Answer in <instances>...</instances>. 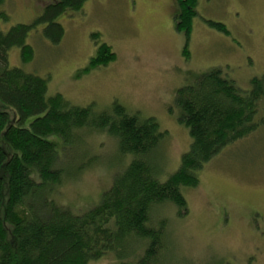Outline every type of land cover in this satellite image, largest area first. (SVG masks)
<instances>
[{"label":"rangeland","instance_id":"1","mask_svg":"<svg viewBox=\"0 0 264 264\" xmlns=\"http://www.w3.org/2000/svg\"><path fill=\"white\" fill-rule=\"evenodd\" d=\"M0 9L9 15L0 21L4 32L32 24L42 13L35 0H6ZM196 13L188 41L177 30L180 11L174 0H89L81 11L59 18L65 30L59 45L48 41L40 26L27 40L34 55L25 62L14 47L10 65L47 78L48 96L61 94L71 105L109 111L117 102L141 119H156L166 136L152 162L156 179L166 182L192 144L176 103L178 90L216 69L243 91L264 75V0H198ZM208 21L224 24L230 35ZM100 43L109 45L116 58L85 73ZM79 133L85 134L81 140L65 143L64 165L69 170L84 159L87 168L52 195L76 214L96 207L131 161L111 134ZM183 193L187 213L168 204L153 212L155 223L167 220L179 264H264V124L226 147L205 166L198 187ZM90 264L118 262L107 255Z\"/></svg>","mask_w":264,"mask_h":264},{"label":"trees","instance_id":"2","mask_svg":"<svg viewBox=\"0 0 264 264\" xmlns=\"http://www.w3.org/2000/svg\"><path fill=\"white\" fill-rule=\"evenodd\" d=\"M35 1L42 13L32 24L0 29V264H90L107 255L118 264H179L167 220L155 223L154 209L168 204L187 213L183 189L198 187L207 164L264 124V75L243 91L216 69L178 90L176 103L192 144L178 171L160 182L152 160L166 133L156 119H141L117 102L109 111L71 105L61 94L48 96L47 78L10 65L14 47L25 62L34 55L27 40L40 26L43 36L59 45L65 35L59 18L81 11L89 0ZM5 2L0 0V7ZM174 2L180 11L177 30L189 41L198 0ZM8 20L0 9V21ZM207 24L230 35L222 23ZM93 38L99 41L97 34ZM184 56L189 59L188 48ZM115 58L110 46L100 43L85 73ZM82 131L87 137L111 134L131 161L96 207L76 214L52 195L87 168L84 159L69 170L64 165L65 143L81 140Z\"/></svg>","mask_w":264,"mask_h":264}]
</instances>
